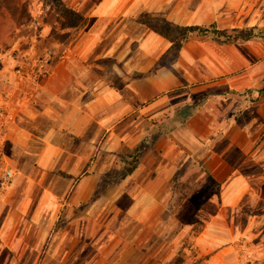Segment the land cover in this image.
I'll return each instance as SVG.
<instances>
[{
  "label": "crops",
  "instance_id": "crops-1",
  "mask_svg": "<svg viewBox=\"0 0 264 264\" xmlns=\"http://www.w3.org/2000/svg\"><path fill=\"white\" fill-rule=\"evenodd\" d=\"M63 1L87 23L0 113V161L14 174L0 181V264H161L180 211L223 243L220 213L264 186V41L173 43L144 19L264 28V0Z\"/></svg>",
  "mask_w": 264,
  "mask_h": 264
},
{
  "label": "rangeland",
  "instance_id": "rangeland-1",
  "mask_svg": "<svg viewBox=\"0 0 264 264\" xmlns=\"http://www.w3.org/2000/svg\"><path fill=\"white\" fill-rule=\"evenodd\" d=\"M71 10L77 11L63 0H0V113L7 107L5 99H11L10 93L16 92L17 82L24 81L33 88L52 73L65 46L76 36V29L82 24V19L72 17ZM144 21L149 26H156L159 22ZM257 39L264 41L261 37ZM18 69H22L26 77L20 76ZM6 126L7 122L0 114L1 138ZM0 163L1 181L7 166L4 161ZM259 171L260 166L249 160L247 172L254 174ZM200 192L192 197L197 207L203 203ZM177 198H180L179 191H172V207L176 205ZM235 207L231 212L220 213L217 218L231 225L223 243L207 244L199 238L205 230L204 223L197 217L200 213L180 211L174 213L176 216L169 213L168 226L162 236L172 245L173 255L161 264H264L262 180H257L255 188ZM185 224L190 227L185 228ZM160 245L157 242L152 251H160L163 244Z\"/></svg>",
  "mask_w": 264,
  "mask_h": 264
},
{
  "label": "trees",
  "instance_id": "trees-1",
  "mask_svg": "<svg viewBox=\"0 0 264 264\" xmlns=\"http://www.w3.org/2000/svg\"><path fill=\"white\" fill-rule=\"evenodd\" d=\"M72 17H78L82 19V24L76 29V32L80 31L87 20L83 19L82 15L78 11L71 10ZM150 27L159 32L161 35L167 37L173 43H182L191 34H198L199 36L211 39L213 42L220 44H233L237 42H247L257 38H264V28H232V29H218L215 25L207 27L191 26L180 27L172 25L167 22H158L156 26L150 24ZM260 94H264V87L259 89Z\"/></svg>",
  "mask_w": 264,
  "mask_h": 264
},
{
  "label": "built area",
  "instance_id": "built-area-1",
  "mask_svg": "<svg viewBox=\"0 0 264 264\" xmlns=\"http://www.w3.org/2000/svg\"><path fill=\"white\" fill-rule=\"evenodd\" d=\"M17 72H18V74H20V76L26 77V73L23 72L22 69H18ZM13 177H14V174L12 171H10V170L5 171V173L3 174V178H2L3 186L9 185V183L11 182Z\"/></svg>",
  "mask_w": 264,
  "mask_h": 264
}]
</instances>
